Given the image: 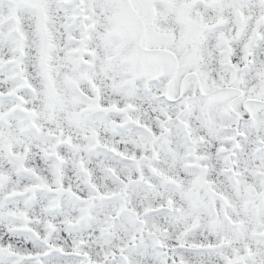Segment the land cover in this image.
Masks as SVG:
<instances>
[{
    "label": "snow or ice",
    "instance_id": "1",
    "mask_svg": "<svg viewBox=\"0 0 264 264\" xmlns=\"http://www.w3.org/2000/svg\"><path fill=\"white\" fill-rule=\"evenodd\" d=\"M0 264H264V0H0Z\"/></svg>",
    "mask_w": 264,
    "mask_h": 264
}]
</instances>
